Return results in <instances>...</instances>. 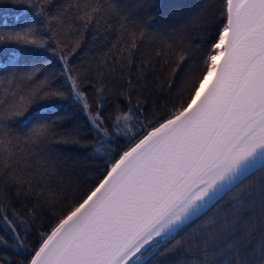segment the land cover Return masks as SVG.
<instances>
[{
	"label": "snow or ice",
	"instance_id": "snow-or-ice-1",
	"mask_svg": "<svg viewBox=\"0 0 264 264\" xmlns=\"http://www.w3.org/2000/svg\"><path fill=\"white\" fill-rule=\"evenodd\" d=\"M222 5L214 33L193 39L206 19L198 13L138 66L141 81L162 57L168 89L186 66L176 97L146 114L131 71L146 32L118 0H0V27L8 15L19 22L0 31V69H12L0 79V251L25 257L16 264H264V0ZM89 30L109 46L82 70L72 60ZM21 61L31 68L18 75ZM113 80L126 106L105 116ZM38 101L47 103L30 112ZM65 101L79 105L90 136L77 128L57 138L55 124L71 117L52 109ZM54 143L90 149L104 161L100 177L80 186ZM229 193L222 214L187 231ZM47 212V230L35 229Z\"/></svg>",
	"mask_w": 264,
	"mask_h": 264
},
{
	"label": "trees",
	"instance_id": "trees-1",
	"mask_svg": "<svg viewBox=\"0 0 264 264\" xmlns=\"http://www.w3.org/2000/svg\"><path fill=\"white\" fill-rule=\"evenodd\" d=\"M118 2L122 7H126L127 10L132 13L133 18L143 25L146 32L144 41L140 46L139 53L131 69L134 81V87L132 89L133 103H135V98L138 94L137 88H140L143 91V99L146 101L144 104L146 114L151 113L153 109L156 108H158L159 111H163L164 107L169 105V102L180 92L183 81V71L186 70V66H182V71L174 78L171 89L167 88L166 83L169 74V66L164 63L162 57L153 60L154 67L149 66L146 69L141 81L136 80L138 66L150 54L154 55L155 50L164 48V42L169 39L172 26H178L184 20L196 16L198 13L201 17H206V19L203 21V28L200 29L199 37L194 36L193 39H199L208 36L210 33H214L215 29L219 27V22L222 19L219 15L223 7L222 0H140V2L145 5L143 8H136L138 0H118ZM6 20L9 28L19 23L14 19V15H8ZM9 28L0 27V31L6 32ZM101 33H103V30H101ZM114 39L115 32L108 37V40ZM108 46L109 43L104 39L103 34L97 35L89 30L85 33L81 48L76 57L72 60V64L77 67H82V70H86L90 61L102 58L103 53L107 52ZM48 55L51 60V63L48 65V73L56 74L55 77H53L52 83L53 86H59L63 82V78L59 76L61 69L60 63L55 56H52L50 53ZM26 63V61H21L17 64L15 70L18 75L30 70L31 64L25 66ZM11 71L12 69H9L7 72L0 69V79L10 75ZM40 79H43V76H40ZM116 79L118 80L119 76H117ZM32 83L33 82L24 81L20 86L26 89ZM112 84H116V80H113ZM112 84H109V87H112ZM0 87H8L6 80ZM83 87H85L91 95V86L83 85ZM116 90L123 91L122 84H116V89L113 93L109 94L106 92V100L103 108V114L105 116L113 112L116 102H119L122 106H126V101L123 96L117 95ZM169 93H171V95ZM46 103L45 101H38L31 106L29 111L31 112L33 109L42 110L41 106ZM52 111L71 117V119H66L63 122L58 121L55 124L54 131L57 134V138L77 128L80 130L82 136L91 135L88 131V122L83 112H81L79 105L72 101H65L62 103L61 107L52 109ZM149 118H151V116H149ZM121 143H123V141H121ZM53 146L65 159H67L70 165L75 166L80 186H90L91 181L100 177L104 168V161L96 158L90 149L80 148L73 144L54 143ZM231 196L232 194L229 193L220 201V205L213 208L207 215H202L200 218L196 219L187 231L191 233L207 222L210 217L216 215L218 211L222 214V206L231 200ZM11 199L13 204L18 207L20 202L16 200L14 192L11 194ZM35 202V200L31 201L33 204ZM60 210L61 207L58 205L55 209L57 215H59ZM53 219L54 217L51 216L50 212L45 213V216L36 222L35 229L46 231L49 221ZM35 229L31 234L30 244H34L37 237L38 233ZM185 235L186 234L182 233L177 239H181ZM0 256H7L12 261V264H16L17 260L25 259L24 256L13 255L12 251H0ZM188 258V256L182 253L179 259L185 260ZM177 264H179V260Z\"/></svg>",
	"mask_w": 264,
	"mask_h": 264
}]
</instances>
